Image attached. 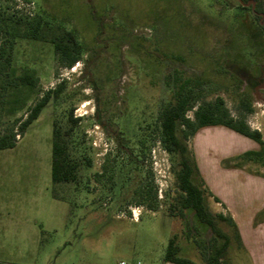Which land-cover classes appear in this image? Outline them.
Listing matches in <instances>:
<instances>
[{"label":"rangeland","instance_id":"rangeland-1","mask_svg":"<svg viewBox=\"0 0 264 264\" xmlns=\"http://www.w3.org/2000/svg\"><path fill=\"white\" fill-rule=\"evenodd\" d=\"M253 7L239 0H0V10L14 16L54 17L84 45L81 60L67 69L51 44L14 41L5 75L15 81L29 74L36 85L14 82L0 98V134L15 129L48 91L65 86L17 146L0 153V192L20 205L12 214L22 223L0 234V259L163 264L176 237L180 258L205 264L206 227L196 224L194 243L183 221L169 216L177 192L158 115L173 101L172 75L203 81L205 100L222 97L230 116L264 141V17ZM243 97L253 113L239 110ZM197 107L187 114L192 120ZM70 110L81 119L70 139L78 183L54 185L53 127L66 129ZM188 144L207 191L209 182L225 194L217 199L220 213L231 218L236 208L261 203L264 157L246 158L259 150L256 142L216 126L198 130ZM207 204L213 211L215 201ZM262 220L260 214L242 233L220 224L230 240L227 264H264L256 252H264Z\"/></svg>","mask_w":264,"mask_h":264},{"label":"trees","instance_id":"trees-1","mask_svg":"<svg viewBox=\"0 0 264 264\" xmlns=\"http://www.w3.org/2000/svg\"><path fill=\"white\" fill-rule=\"evenodd\" d=\"M254 2V12L264 17L263 3L260 0H239L240 3ZM256 5V6H255ZM241 7L240 5H238ZM259 18V17H257ZM5 35V40H0V79L6 77L5 73L11 68V52L16 39H28L51 44L57 58V63L67 69L73 68L81 60L84 45L80 41L75 30H68L65 25L56 22L54 17H30L14 16L6 10H0V34ZM179 61V58H175ZM7 76L2 83L0 98L5 95L9 86H28L34 88L35 79L29 74H23L15 78V81ZM174 84L173 101L163 106L158 115L160 131V143L170 156L172 173L175 180L176 196L170 207L169 216L183 221L184 234L188 240L195 243L194 235L197 233V225L206 227V258L205 264H227L224 261L230 244L229 237L221 229V223H228L237 230L231 218L222 213H214L208 206L207 200L212 194L207 191L200 176L196 160L192 156L188 141L200 129L205 127H225L244 137H247L259 146V150L246 154L249 161L260 162L264 157V141L258 131H250L242 121H236L225 108L222 97L214 101H207L203 97V81L193 79H176L172 75ZM65 83H61L57 89L48 91L30 111L25 119L17 121V127L6 133L0 134V153L14 149L19 138H23L28 128L38 120L43 109L51 100L58 101ZM198 104L194 112V119L188 117V112ZM242 111L253 113L251 104L243 97L239 103ZM8 115H14L17 109H6ZM68 124L63 129L57 123L53 127L52 139V183L77 184L79 161L73 157L71 136L74 128L81 119L74 118L73 110L68 113ZM54 199L62 198L53 195ZM216 203L219 201L214 198ZM264 215V211L262 212ZM221 244H218L219 241ZM177 238L173 237L165 252L163 263L194 264L179 257L180 248L176 244Z\"/></svg>","mask_w":264,"mask_h":264},{"label":"crops","instance_id":"crops-1","mask_svg":"<svg viewBox=\"0 0 264 264\" xmlns=\"http://www.w3.org/2000/svg\"><path fill=\"white\" fill-rule=\"evenodd\" d=\"M207 183L210 186V191H211L210 193L212 194V197L209 198V201L211 200L213 201L214 198L222 199L223 195L225 194L220 192L218 188H214V186H211L209 182ZM16 191L17 190H15V192ZM4 196H5L4 192L3 191L0 192V234L6 231L7 228H10L9 226L17 227V225L18 226L22 225L21 221L17 222L15 220L16 216L12 214L13 211L19 209L20 205H18L17 202L5 201ZM210 206L213 209L214 213H220L221 210H224L220 203L215 202L214 207L213 205H210ZM229 210L231 211V208H229ZM263 211H264V195L261 200V203L255 204L251 208L242 207V208H236L234 212L231 211V218L234 224L236 225L237 229L240 231V233H242L243 228L246 226L247 227L252 226V222L256 220L258 216H260L261 214L263 220H262L261 226L259 227L261 229L260 231H264V215H262ZM259 227L253 231H256V230L258 231ZM256 252H257L258 258L260 256L261 258H264L263 251H262L263 253H261V251H256ZM0 264H36V262L33 261V259L29 262L21 257L19 258V262H12V261L4 260L3 258H1ZM167 264H172V263H167Z\"/></svg>","mask_w":264,"mask_h":264},{"label":"built area","instance_id":"built-area-1","mask_svg":"<svg viewBox=\"0 0 264 264\" xmlns=\"http://www.w3.org/2000/svg\"><path fill=\"white\" fill-rule=\"evenodd\" d=\"M133 216H134V217H133V220L136 221V220L138 219V215H137V214H134ZM122 264H125V263H122ZM137 264H142V263L138 262Z\"/></svg>","mask_w":264,"mask_h":264}]
</instances>
